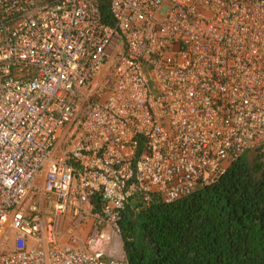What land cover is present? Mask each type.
I'll return each mask as SVG.
<instances>
[{"label": "built area", "instance_id": "2783aa9c", "mask_svg": "<svg viewBox=\"0 0 264 264\" xmlns=\"http://www.w3.org/2000/svg\"><path fill=\"white\" fill-rule=\"evenodd\" d=\"M108 8L0 0V264H129L128 200L172 202L264 154V0Z\"/></svg>", "mask_w": 264, "mask_h": 264}, {"label": "trees", "instance_id": "16d2710c", "mask_svg": "<svg viewBox=\"0 0 264 264\" xmlns=\"http://www.w3.org/2000/svg\"><path fill=\"white\" fill-rule=\"evenodd\" d=\"M104 22L112 23L108 0ZM254 150L246 160L243 153ZM216 181L172 202H126L119 222L129 264H264V154L247 149Z\"/></svg>", "mask_w": 264, "mask_h": 264}, {"label": "rangeland", "instance_id": "374dc122", "mask_svg": "<svg viewBox=\"0 0 264 264\" xmlns=\"http://www.w3.org/2000/svg\"><path fill=\"white\" fill-rule=\"evenodd\" d=\"M254 154H255L254 150H247L246 152L243 153V156L246 160H249L251 157H253ZM67 217L68 216H66V218L62 217L59 221V227L63 231H65V229L70 225V222H71V219ZM77 234H78L76 235L77 237H80V239H84L86 235L88 234V232L87 231L83 232L81 228L79 227ZM62 235H64V233Z\"/></svg>", "mask_w": 264, "mask_h": 264}, {"label": "crops", "instance_id": "0c3cea01", "mask_svg": "<svg viewBox=\"0 0 264 264\" xmlns=\"http://www.w3.org/2000/svg\"><path fill=\"white\" fill-rule=\"evenodd\" d=\"M65 218H66V216H64ZM68 218V217H67ZM89 222L87 221L86 223H84V226H82V228H81V230L83 231V232H85V231H87L88 230V228H89ZM59 242H60V244H65L66 242H67V236H65V235H61L60 236V238H59ZM80 244H82V239H80V237H78V243H77V245H80ZM115 247H117V245H116V243H114L113 244ZM103 248L106 250V251H108L109 249H110V247L109 246H103Z\"/></svg>", "mask_w": 264, "mask_h": 264}, {"label": "clouds", "instance_id": "9594fccd", "mask_svg": "<svg viewBox=\"0 0 264 264\" xmlns=\"http://www.w3.org/2000/svg\"><path fill=\"white\" fill-rule=\"evenodd\" d=\"M122 249H123V246H122Z\"/></svg>", "mask_w": 264, "mask_h": 264}]
</instances>
